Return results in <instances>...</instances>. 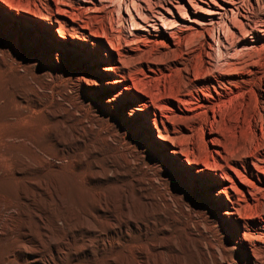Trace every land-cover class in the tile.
<instances>
[{"label": "bare ground", "instance_id": "obj_1", "mask_svg": "<svg viewBox=\"0 0 264 264\" xmlns=\"http://www.w3.org/2000/svg\"><path fill=\"white\" fill-rule=\"evenodd\" d=\"M81 1L0 0V264H264V0Z\"/></svg>", "mask_w": 264, "mask_h": 264}, {"label": "rangeland", "instance_id": "obj_2", "mask_svg": "<svg viewBox=\"0 0 264 264\" xmlns=\"http://www.w3.org/2000/svg\"><path fill=\"white\" fill-rule=\"evenodd\" d=\"M120 0H112V1H105V3L103 4V7H101V9L98 11V12H93L91 14L88 13L89 16L93 17L92 19V27H96L97 29L101 28V27H107L109 30H110V27L113 29H111V31H113V33H116L117 35H120L121 37H125L127 34H128V31H130V29L128 28V24L126 22H123L122 23V19L125 17L126 18V13H125V8H119L118 7V3H119ZM17 4L18 3L21 5L22 3L24 2H29L31 3L30 6H33V8L36 6V8H39V9H42L44 8V5L42 3H40V0H13V4ZM21 2V3H20ZM74 3L76 4H84L81 0H74ZM109 3V4H108ZM1 6H3V8H5L7 11L9 10L5 5L1 4ZM5 6V7H4ZM107 7V8H106ZM32 8V7H31ZM11 11V13L15 14L14 11L12 10H9ZM101 11V12H100ZM133 15L135 16V13H133ZM95 23V24H94ZM96 25V26H94ZM132 32H137V31H132ZM41 117V116H40ZM1 183V182H0ZM3 184V183H1ZM6 187L5 189H7V187H10L12 189V187L14 188V184H12L11 182L7 181V183H5ZM3 194V195H2ZM3 199L4 200H7L5 198V192H1V194ZM48 218V217H47ZM47 220V219H46ZM24 224H21L20 226H23ZM45 229H49V223L48 222H44L43 223ZM29 226V225H27ZM32 229H29V231H25V230H19V232L17 233L19 235L18 239L16 242H22V238L20 237V235L23 233V232H27L31 234V237L32 238H36L38 240H40V237H39V231L31 226ZM50 240H52V238L50 237ZM8 244L10 243H7L6 245L8 246ZM82 256L81 259H84L86 260L87 257H84ZM22 264H26V263H22Z\"/></svg>", "mask_w": 264, "mask_h": 264}]
</instances>
